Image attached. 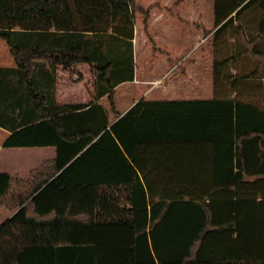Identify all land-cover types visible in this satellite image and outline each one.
<instances>
[{
  "label": "trees",
  "instance_id": "1",
  "mask_svg": "<svg viewBox=\"0 0 264 264\" xmlns=\"http://www.w3.org/2000/svg\"><path fill=\"white\" fill-rule=\"evenodd\" d=\"M212 10L211 95L121 111L150 7L0 0L1 145L54 147L26 177L0 170V264H264V0ZM76 64L94 97L58 102L56 68Z\"/></svg>",
  "mask_w": 264,
  "mask_h": 264
},
{
  "label": "crops",
  "instance_id": "2",
  "mask_svg": "<svg viewBox=\"0 0 264 264\" xmlns=\"http://www.w3.org/2000/svg\"><path fill=\"white\" fill-rule=\"evenodd\" d=\"M168 0H149V2L141 5L145 7H150V15L147 22V29H143V24L141 21V15H136L140 17V22L136 21V16L134 18V33H133V58H134V76L132 80H126L120 82L117 86L123 83L130 84H143L145 88L142 89V86L139 85L140 90L139 94L134 97L131 103L126 107L128 108L134 101H136L140 97L145 98H189V97H207L212 93V80H211V62L209 63V67L204 68L203 66V45L198 44L195 47H190L189 49L183 43L182 37H187L186 26L183 23L186 22V9H185V0H173L170 7L173 9L166 11V5ZM178 5V7L175 6ZM201 7L194 8L195 18L201 13ZM166 13L171 15V17L178 18V24H174L172 22H167L165 16ZM177 16V17H176ZM201 17V16H200ZM168 18V17H167ZM202 20L199 19V22ZM209 25L204 30V23L201 25L200 30H196V35H199L200 38L205 34L206 37L211 36L212 32L215 30L217 26H213V10H212V0L210 4L209 10V18L207 20ZM233 26H237L240 24V21L233 20ZM197 25V23H196ZM197 28V27H196ZM195 28V29H196ZM205 28V27H204ZM149 31H152V34H149ZM148 34V36H147ZM165 34L168 42L161 41V38L157 40V35ZM156 38L157 41H161L163 45L161 46H147V43H144L148 39ZM199 38V39H200ZM2 40V39H1ZM154 41V44L156 42ZM185 42V41H184ZM5 44L6 50L8 51V47ZM199 46H202L201 53L195 52ZM0 48H4L0 43ZM211 45H208V51L210 52V59L212 58L211 54ZM140 53V57L142 58V67L138 74L135 69L136 57ZM10 57H1L0 56V66H11L14 64L13 59L8 51ZM7 56V55H6ZM86 65V64H85ZM77 66V65H76ZM75 66V67H76ZM89 67V65H88ZM204 71V69H208ZM60 66L56 68V83H55V96L58 102H68V101H87L94 97V88H93V80L91 82L90 88L84 90V93L75 92L76 89L79 88L81 84L84 82L81 80L74 82L66 80V83L70 82L76 86L75 90L72 92V95L78 97L77 100H67L69 97V92L63 90V86L59 87L58 85V75H59ZM62 70V69H61ZM90 71V67H89ZM80 72V71H79ZM91 73V71H90ZM92 74V73H91ZM68 76V74H67ZM93 77V76H92ZM204 84L206 88H204ZM116 86V87H117ZM153 89V90H152ZM117 90V88H116ZM153 91V92H152ZM117 92V91H116ZM152 93H164L166 96L160 97H150L149 94ZM87 95V96H86ZM104 101V98H101ZM116 104V103H115ZM125 108V109H126ZM117 109V108H116ZM125 109L121 110L124 111ZM2 132V138H0V163H3L0 170H7L10 173H15L21 177H26L29 173V170L34 166H25L22 164L20 159H24L27 156H32L35 158L33 154H28L27 151H20V153H14L15 149L26 150L24 148H32L35 149L39 154V159L36 160L37 165L43 158L52 157L54 155V147L53 146H12L5 147L2 146V140L8 134V130L0 127ZM43 155H46L43 157ZM1 165V164H0ZM27 171V172H26ZM27 173L26 176H22L23 173ZM9 211V210H8ZM10 214V212H9ZM157 264V263H156Z\"/></svg>",
  "mask_w": 264,
  "mask_h": 264
},
{
  "label": "rangeland",
  "instance_id": "3",
  "mask_svg": "<svg viewBox=\"0 0 264 264\" xmlns=\"http://www.w3.org/2000/svg\"><path fill=\"white\" fill-rule=\"evenodd\" d=\"M172 1L173 0H168L167 5H166V7H167L166 11L167 10L170 11L173 9L172 7H170ZM138 2L145 4V3L149 2V0H138ZM210 4H211V0H185V9L187 12L186 13L187 18L185 19L186 22L184 21L183 23L186 26L187 37H182V41H181V43L185 44L188 49L190 47H193V46L195 47L198 44L203 45L204 53L202 55H203V66H204V68L209 67V63L211 62V59H212V58L210 59V52L208 51V45H211L210 36L206 37L204 34L200 38L199 35H196V30H200V26H199L200 23H201V25H203V23L205 22L204 23L205 28L203 27L204 30L209 25L207 20L209 18ZM175 6L178 7L177 4H175ZM196 6L201 7V9H202L201 13L197 17L198 19H196L195 15H194V8ZM166 15L167 16H165V18H166L167 22H172L174 24H178V21H177L178 18H175V17L173 18V17H171V15H168L167 13H166ZM199 19H201L202 21L199 22V24H198ZM136 21L138 23L140 22L139 16H136ZM196 23H197V25H196ZM149 34L151 35L152 31H149ZM147 36H148V34H147ZM157 36H158L157 40L159 38H161V41L168 42V40H167L168 36H166L165 34H163V36L162 35H157ZM151 39L156 40V38H153L151 36L150 39H148L147 41L144 42V43H147L148 47H149V44H150V47L155 46V45H157V46L163 45L161 43V41H157V40H156L155 44H154V41H152L150 43ZM0 43L4 47V48H0V56L1 57L2 56L3 57H10L8 54V51L6 50L5 44L3 43V40L0 39ZM201 49H202V46H199V48H197V50H195L194 53L195 52L201 53ZM140 56H141L140 53H138V55L136 57V63H135V66H136L135 69L138 72V74H139L141 67H142V58ZM76 65H75L76 67L74 66V68L76 69L77 73L75 75H72V76H67V74H68L67 71L59 69L58 85H59V87L63 86V90L65 89V91L69 92V97L67 98V100H77V99H79L78 98L79 96L75 97V95H72V92L75 90L76 86L70 82L66 83V80L77 82V81L82 79V81L84 83L81 84L78 89H76V91H75L76 93L77 92L84 93L83 92L84 90H86V89L88 90L90 88L91 82L93 80L92 74L90 73L89 67L87 64L86 65L85 64H76ZM206 70H209V68L204 69V71H206ZM139 85L142 86V89L145 88V85H143V84H130V83H123V84L116 87L117 92L115 95V103H116V108L118 110L125 109L131 103L132 99L134 97H136L139 94V92H142V90H140ZM204 88H206L205 84H204ZM152 92H151V94H149L150 97H160V96H166L167 95V94H164L161 92H159V93H152ZM83 95H85V93L82 94V96ZM0 138H2L1 130H0ZM24 149H26V150L15 149L14 153L15 152L20 153V151H27L28 154L35 153L33 155V156H35V158H32V156L29 155V156L25 157L24 159H20L21 161H19V162H22V164L25 166L26 165L27 166H35L34 164H36V163H34V162H36V160H40L39 154L36 152L35 149H32V148H24ZM44 156H46V155H43V157ZM0 164H1L0 165V168H1L3 163H0ZM26 175H27V173L24 172L22 176H26ZM8 216H9V211L7 208L0 209V224ZM137 264H140V263H137ZM170 264H176V263L171 262ZM186 264H212V263L209 261H190V262H187Z\"/></svg>",
  "mask_w": 264,
  "mask_h": 264
}]
</instances>
